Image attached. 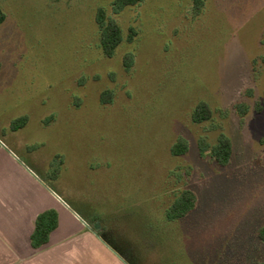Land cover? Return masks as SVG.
<instances>
[{"label":"rangeland","instance_id":"obj_1","mask_svg":"<svg viewBox=\"0 0 264 264\" xmlns=\"http://www.w3.org/2000/svg\"><path fill=\"white\" fill-rule=\"evenodd\" d=\"M113 1L0 0V139L111 225L138 264H260L264 0H205L200 12L194 0H142L119 13ZM101 7L125 37L111 57ZM200 101L213 113L196 123ZM221 134L224 165L208 153ZM184 189L195 208L168 220Z\"/></svg>","mask_w":264,"mask_h":264},{"label":"crops","instance_id":"obj_2","mask_svg":"<svg viewBox=\"0 0 264 264\" xmlns=\"http://www.w3.org/2000/svg\"><path fill=\"white\" fill-rule=\"evenodd\" d=\"M58 213L49 241L34 248L37 216ZM0 264H130L15 149L0 139Z\"/></svg>","mask_w":264,"mask_h":264},{"label":"trees","instance_id":"obj_3","mask_svg":"<svg viewBox=\"0 0 264 264\" xmlns=\"http://www.w3.org/2000/svg\"><path fill=\"white\" fill-rule=\"evenodd\" d=\"M142 0H114L112 2V11L114 13H119L124 10L128 6H133L141 2ZM205 0H194V10L196 12H200L204 6ZM6 18V14L3 11L0 5V25L4 22ZM96 22L99 28L100 35V44L104 54L108 57H111L117 47L125 40L123 30L120 24L111 16L107 14V10L105 8H98L96 12ZM135 32L131 29V34L128 35V41L131 42ZM130 53H127L124 56V63L129 66V60L131 59ZM110 90H104L101 93V97L107 99L109 97ZM211 107L204 101H200L196 106L192 113V120L196 123H201L207 121L212 116ZM242 113V112H241ZM243 114V113H242ZM27 122V116H21L16 118L11 123V129L17 130L25 126ZM187 150L186 145L182 141H178L174 146V152L176 154L184 153ZM212 160H215L219 164H227L232 155V142L231 140L221 134L218 137L216 144L212 146L210 150H208ZM42 179L47 183L49 187L55 189L49 180L45 179L41 175ZM56 190V189H55ZM71 207L76 210L83 219L87 221L88 224H91L94 220H100V222H104L101 220V217L97 215H89L83 211H79L73 205L71 200L68 198H64ZM197 197L196 194L191 189H184L178 195L174 197L171 204L166 210V218L168 220H176L185 218L196 206ZM58 224V213L55 209H48L41 212L35 221V228L31 235V243L34 248L41 247L49 241L50 233L53 229L56 228ZM115 230L112 229L110 225V233L104 234L97 232L100 234L106 242H108L111 246H113L119 253H121L130 264H138L131 257L133 254V250H127L124 248L118 238V235ZM258 235L262 241H264V225L258 229ZM260 264H264V260L261 261Z\"/></svg>","mask_w":264,"mask_h":264},{"label":"flooded vegetation","instance_id":"obj_4","mask_svg":"<svg viewBox=\"0 0 264 264\" xmlns=\"http://www.w3.org/2000/svg\"><path fill=\"white\" fill-rule=\"evenodd\" d=\"M95 221H99L100 220H94L93 222H91V225L92 223H94ZM101 223V229H100V233H104V234H109L110 233V227H108L104 222H100Z\"/></svg>","mask_w":264,"mask_h":264},{"label":"water","instance_id":"obj_5","mask_svg":"<svg viewBox=\"0 0 264 264\" xmlns=\"http://www.w3.org/2000/svg\"><path fill=\"white\" fill-rule=\"evenodd\" d=\"M89 225H91V224H89ZM93 228H94V230H95V232L97 233V232H99L100 231V229H101V223L99 222V221H95L94 223H92V225H91ZM102 237V236H101ZM103 238V237H102ZM104 239V238H103ZM111 246V245H110ZM112 247V249L113 250H115L116 252H118L113 246H111Z\"/></svg>","mask_w":264,"mask_h":264}]
</instances>
